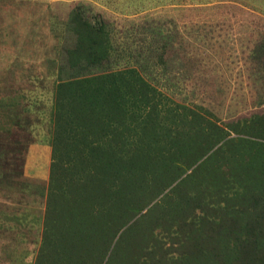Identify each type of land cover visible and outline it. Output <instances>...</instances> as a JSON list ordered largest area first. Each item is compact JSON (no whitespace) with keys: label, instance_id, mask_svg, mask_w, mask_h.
Wrapping results in <instances>:
<instances>
[{"label":"trees","instance_id":"obj_1","mask_svg":"<svg viewBox=\"0 0 264 264\" xmlns=\"http://www.w3.org/2000/svg\"><path fill=\"white\" fill-rule=\"evenodd\" d=\"M137 1L135 14L163 0ZM187 1L186 11L206 15H220L227 3L236 2ZM121 4L102 1L121 16L130 15ZM242 5L264 14V0ZM233 7L243 17L233 26L251 46L245 65L254 79L248 80L262 92L264 17L235 3L227 9ZM121 22L83 2L68 14L53 66L50 163L41 190L24 178L27 146L16 139L30 127V112L0 116V192L14 193L19 186L45 197L39 241H32V251L21 246L22 260L264 264V102L223 121L204 97L189 99L199 90L212 91L210 69L208 79H198L193 89L186 86V100L168 96L160 88L183 89L188 83L171 77L186 53L166 39L172 35L169 26L154 17ZM201 70L203 64L192 63L188 73ZM161 71L164 78L158 79ZM21 220L0 210V233L12 232ZM22 241L14 237L13 251Z\"/></svg>","mask_w":264,"mask_h":264},{"label":"rangeland","instance_id":"obj_2","mask_svg":"<svg viewBox=\"0 0 264 264\" xmlns=\"http://www.w3.org/2000/svg\"><path fill=\"white\" fill-rule=\"evenodd\" d=\"M102 1L105 0H79L75 3H71L73 5L67 10L59 8L57 11V20L60 22L64 21L65 23L67 20V12L78 2L91 4L95 11L101 12L106 19L110 21L115 19L120 24H122L121 20H123V18H133L137 20L140 17H154L160 19V21H163L170 28L169 34H172L171 37L168 39L166 38L167 36H165L168 42L172 46L180 49L181 52L184 51L186 53V61L183 64L176 63L173 66L171 77L176 75L180 78H185L188 82L182 86L183 89H176V87L174 90L160 88L161 92L168 96L170 95L178 101H184L186 100L187 94L186 86H189L188 89H193L198 79L209 78L205 71L212 70L215 72H213V77H215V79L212 81L215 86L211 88L213 92L207 89L205 93H202L200 92L201 90H199L198 93H191L194 98L189 99H200L204 97V101L212 103V107L216 109V111H219L218 114L223 121L227 122L229 119L239 116V114L243 115L244 113L250 112L253 103L257 104L258 102H264V98L260 97L263 95L264 89L261 87L263 91L260 92L261 90L257 87H252V83L248 80V78L254 79V76H251L253 72H251V74L248 73V65L247 67L245 65V63L247 64L248 51L251 49V46L248 45L247 37L244 36L245 34H241V31L233 26L237 24L236 21L238 19H242L243 17L238 16V8L233 7L235 9H227L230 8L232 3H235L244 10L257 14L254 10L242 5L244 0H231L236 2H232L231 4L227 3L229 5L226 6V10L220 15L217 13L206 15L201 12L186 11V8H189L187 0H179L182 1L179 5L172 4L169 0H163L155 8L135 14L134 5L137 4L138 1L121 0L125 2V4H121L120 9L125 11L128 9L130 13V15L124 16L112 11L110 8L104 7ZM131 1H133L132 4H130ZM127 2L129 5H127ZM15 15L19 14L16 10H13L12 13H9V15L6 14L5 16L10 19L11 16ZM200 22L205 23V28H201L198 25ZM214 25H217V28ZM255 30L259 31L258 29ZM176 33L180 36H177ZM188 35L190 36L186 40V36ZM241 38L242 41L240 40ZM192 63L203 64L204 70L189 74L188 70ZM161 73L162 71L157 72L158 79L164 78V75ZM47 86H49V82ZM196 96L199 98H196ZM30 99V101L33 102L30 107V117L32 120L30 119L31 125L28 127V130L31 142H33L32 145H48L49 133L47 126L51 97L38 95ZM25 146H27V149L30 148L28 145ZM45 162L44 160V163L41 165H46ZM47 174L48 171L45 173L46 177L43 175L41 179L38 180L27 179L25 175L24 178L32 185H38V189L41 190L47 183ZM7 189L10 188L7 187ZM38 189L24 188L22 190L21 187L17 186L14 193L10 191L0 192V210L18 219H22L21 223L18 222L20 226H16L15 230H12V232L4 231L0 233V264H30L32 261L31 256L22 260L23 257L20 256V253L21 246H27V250L32 251L33 248H36V244H31L32 241H39L41 229L40 220L44 213L45 197L41 196V192L39 193ZM35 219H37L36 221L38 222H36ZM13 224V222H10L11 228L15 226ZM14 237L19 241L22 239L23 244L19 245V247L13 251L11 242L14 240Z\"/></svg>","mask_w":264,"mask_h":264},{"label":"crops","instance_id":"obj_3","mask_svg":"<svg viewBox=\"0 0 264 264\" xmlns=\"http://www.w3.org/2000/svg\"><path fill=\"white\" fill-rule=\"evenodd\" d=\"M76 1L79 0H0V108L7 106L0 109L2 118H7L9 111L31 112L28 101L32 97H52V83L56 77L53 66L65 25L64 21L57 20V11L59 8L67 10ZM13 10L19 15L6 18L5 15ZM17 135L20 144H33L29 130L21 129ZM27 150L25 178L46 177L50 147L32 145ZM44 160L46 165L42 166Z\"/></svg>","mask_w":264,"mask_h":264}]
</instances>
